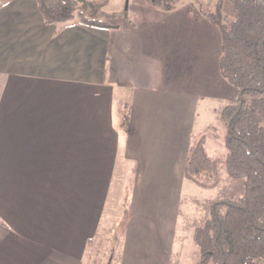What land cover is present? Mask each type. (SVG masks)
<instances>
[{
	"label": "crops",
	"instance_id": "0c3cea01",
	"mask_svg": "<svg viewBox=\"0 0 264 264\" xmlns=\"http://www.w3.org/2000/svg\"><path fill=\"white\" fill-rule=\"evenodd\" d=\"M78 5L90 14L106 7L99 0ZM182 23L180 32L192 26ZM147 36L130 20L48 24L36 0H0V264H84L100 206L94 220V206L83 202V165L85 158L98 162L103 149L111 174L117 168L122 147L111 142L110 118L138 110L132 101L147 97L136 95L157 82ZM219 54L206 52L199 67L215 65L223 85ZM188 68L193 77L200 72ZM198 95L193 84L192 111Z\"/></svg>",
	"mask_w": 264,
	"mask_h": 264
},
{
	"label": "rangeland",
	"instance_id": "374dc122",
	"mask_svg": "<svg viewBox=\"0 0 264 264\" xmlns=\"http://www.w3.org/2000/svg\"><path fill=\"white\" fill-rule=\"evenodd\" d=\"M99 1L105 9L84 15L106 24L135 21V28L148 31L149 55L159 66L152 90L136 95L147 100L132 101L139 109L110 118L111 142L116 149L122 147L114 173L106 150L98 162L85 158L83 202L94 206L95 220L99 201L100 223L86 245L84 264H197L194 228L209 219L215 200H237L244 194L243 180L229 177L220 166L227 150L219 113L236 97L230 93L236 89L226 80V86L217 85L215 65L199 67L200 56L208 52L215 58L216 48L220 51L218 29L207 18L217 0H178L170 12L150 0ZM223 13L225 22L235 18L228 2ZM181 21L195 28L180 32ZM184 54L183 66L179 62L184 64ZM186 62L200 70L196 77ZM193 84L199 94L194 111L188 98ZM202 136L215 163L210 180H196L185 171L189 153Z\"/></svg>",
	"mask_w": 264,
	"mask_h": 264
},
{
	"label": "trees",
	"instance_id": "16d2710c",
	"mask_svg": "<svg viewBox=\"0 0 264 264\" xmlns=\"http://www.w3.org/2000/svg\"><path fill=\"white\" fill-rule=\"evenodd\" d=\"M48 24L73 19L87 26H105L77 9L78 0H36ZM171 11L178 0H150ZM228 2L235 18L227 20ZM220 35L219 73L236 97L219 113L225 128L227 153L220 166L242 179L244 194L237 200H215L210 217L194 228L197 264H264V0H217L207 16ZM202 136L192 148L185 171L190 177L210 180L214 160L204 149Z\"/></svg>",
	"mask_w": 264,
	"mask_h": 264
}]
</instances>
